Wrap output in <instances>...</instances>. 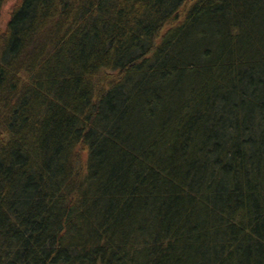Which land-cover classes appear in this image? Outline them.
I'll use <instances>...</instances> for the list:
<instances>
[{"label":"trees","instance_id":"obj_1","mask_svg":"<svg viewBox=\"0 0 264 264\" xmlns=\"http://www.w3.org/2000/svg\"><path fill=\"white\" fill-rule=\"evenodd\" d=\"M0 264H264V0H18Z\"/></svg>","mask_w":264,"mask_h":264},{"label":"rangeland","instance_id":"obj_2","mask_svg":"<svg viewBox=\"0 0 264 264\" xmlns=\"http://www.w3.org/2000/svg\"><path fill=\"white\" fill-rule=\"evenodd\" d=\"M17 1L18 0H7L4 3V6L0 12V33L2 32V30H5L10 20L12 10L15 4L17 3Z\"/></svg>","mask_w":264,"mask_h":264}]
</instances>
